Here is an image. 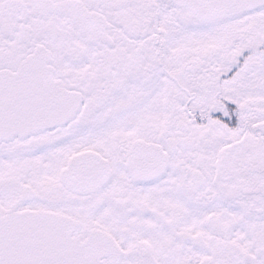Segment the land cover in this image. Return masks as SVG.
Wrapping results in <instances>:
<instances>
[{
	"label": "snow or ice",
	"instance_id": "6c2138e0",
	"mask_svg": "<svg viewBox=\"0 0 264 264\" xmlns=\"http://www.w3.org/2000/svg\"><path fill=\"white\" fill-rule=\"evenodd\" d=\"M0 264H264V0H0Z\"/></svg>",
	"mask_w": 264,
	"mask_h": 264
}]
</instances>
